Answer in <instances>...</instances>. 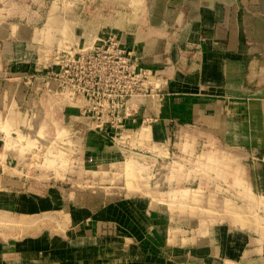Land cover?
<instances>
[{
    "label": "crops",
    "instance_id": "crops-1",
    "mask_svg": "<svg viewBox=\"0 0 264 264\" xmlns=\"http://www.w3.org/2000/svg\"><path fill=\"white\" fill-rule=\"evenodd\" d=\"M18 34L16 24L0 25L4 55H12ZM135 40L140 65L161 85L159 96L140 104L138 128L127 120L144 137L135 153L175 157L186 140L231 150L244 155L247 189L263 195L264 0H140ZM5 72L0 67L1 84ZM15 85L27 97L28 82ZM89 127L82 159L112 162V146ZM43 191L15 196L23 213L0 237V264H264L257 237L218 223L182 229L156 197L120 195L97 205L56 185Z\"/></svg>",
    "mask_w": 264,
    "mask_h": 264
},
{
    "label": "rangeland",
    "instance_id": "rangeland-1",
    "mask_svg": "<svg viewBox=\"0 0 264 264\" xmlns=\"http://www.w3.org/2000/svg\"><path fill=\"white\" fill-rule=\"evenodd\" d=\"M6 23L16 24L19 34L9 57L0 43L6 71L0 83L1 238L23 213L15 196L56 185L80 203L156 197L177 227L235 226L264 244V199L247 189L243 154L187 140L175 157L135 153L144 139L134 132L140 104L153 98L140 95V0H0V25ZM146 69L148 80L158 78ZM24 81L27 97L15 85ZM95 105L110 120L97 139L112 146V162L92 164L81 157ZM127 118L136 128L122 134ZM184 189L190 196L183 202L168 198Z\"/></svg>",
    "mask_w": 264,
    "mask_h": 264
},
{
    "label": "built area",
    "instance_id": "built-area-1",
    "mask_svg": "<svg viewBox=\"0 0 264 264\" xmlns=\"http://www.w3.org/2000/svg\"><path fill=\"white\" fill-rule=\"evenodd\" d=\"M148 75L150 76V73L148 72V69H146L145 67L140 65V95H144L145 93L149 92V96L151 97V95H160L159 91H160V80L159 78H154V80H148ZM149 88V89H147ZM93 112H94V116L92 115L91 117H93L94 119V125H95V129H97L98 131H100V127L103 125H108V123L110 122V120L107 119V113L104 114V108H100L98 106H92L91 107ZM92 119V118H91ZM129 120L128 118L125 119V121ZM125 126V125H124ZM130 130L126 127L121 129V133L123 134L124 132H129ZM253 158H256L255 156Z\"/></svg>",
    "mask_w": 264,
    "mask_h": 264
},
{
    "label": "bare ground",
    "instance_id": "bare-ground-1",
    "mask_svg": "<svg viewBox=\"0 0 264 264\" xmlns=\"http://www.w3.org/2000/svg\"><path fill=\"white\" fill-rule=\"evenodd\" d=\"M68 21V20H67ZM70 26V25H69ZM62 133V132H61ZM57 139V138H56ZM55 142V141H54ZM51 150V149H50ZM59 159V158H58ZM62 160V159H61ZM65 160V159H64ZM130 165V164H129ZM124 169H125V167H124ZM127 170V169H126ZM137 170V169H136ZM135 171V170H134ZM102 173H104V172H102ZM111 175V174H110ZM126 177L127 178H129L128 176V174L126 173ZM124 178H125V176H124ZM130 179V178H129ZM129 179H127L126 180V182L129 180ZM130 182V181H129ZM129 182H127V183H129ZM171 193V192H170ZM172 194V193H171ZM169 195V194H168ZM189 196L187 195V190H185L184 189V192H181V193H176V194H174L173 196H170V197H168V198H170V199H175V201H178V202H183L184 200H186L187 198H188ZM163 198V197H162ZM192 199V198H191ZM261 199H264V195H262V197H261ZM158 202L157 203H160V204H164L165 202H162V201H160V200H157ZM262 201V200H261ZM264 201V200H263ZM262 201V203H264ZM231 216V215H230ZM233 216V215H232ZM238 216V215H237ZM239 222V221H238Z\"/></svg>",
    "mask_w": 264,
    "mask_h": 264
}]
</instances>
